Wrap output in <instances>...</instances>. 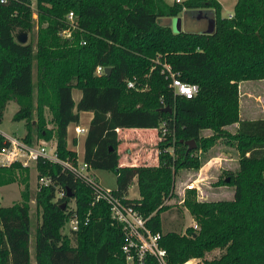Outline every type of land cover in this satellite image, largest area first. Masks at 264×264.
Here are the masks:
<instances>
[{
  "label": "trees",
  "instance_id": "1",
  "mask_svg": "<svg viewBox=\"0 0 264 264\" xmlns=\"http://www.w3.org/2000/svg\"><path fill=\"white\" fill-rule=\"evenodd\" d=\"M30 3L0 0V121L13 100L17 108L11 119L24 122L22 138H51L57 155L74 161L76 137L69 146L67 126L90 111L82 159L91 169L114 172L112 191L161 233L169 263L197 257L201 264H264V117L240 118L238 112V83L264 78V0H235L228 15H221L217 0H34V45L15 39L18 30L31 29ZM200 6L213 9L211 32L173 31L158 22L160 16ZM163 63L181 80L196 83V94L174 93ZM96 65L109 66V74L95 73ZM127 80L134 85L128 87ZM73 89L79 90L77 100ZM230 124L233 132L224 128ZM135 128L152 130L155 140L141 145L144 155L138 161H120L118 147L125 140L119 135ZM222 136L237 152V169L216 183L232 185V197L200 200L194 188H186L181 206L197 228L164 230L160 213L171 206L164 200L173 195L176 171L196 170L200 162L193 151L206 153ZM189 139L195 146L187 149ZM5 142L0 133V145ZM34 168L36 179L44 175L51 181L37 184L33 195L40 212L33 228V264H125L121 226L107 203L95 200L91 187L57 162L40 158ZM28 172L18 162L0 165V185L22 184L19 200L0 205V264L31 263ZM132 181L136 198L125 196ZM58 190L62 194L55 197ZM70 199L73 211L67 209ZM181 211L177 207L178 215ZM72 212L77 227L63 233ZM215 248L217 255L207 258ZM145 264L157 263L146 256Z\"/></svg>",
  "mask_w": 264,
  "mask_h": 264
},
{
  "label": "rangeland",
  "instance_id": "2",
  "mask_svg": "<svg viewBox=\"0 0 264 264\" xmlns=\"http://www.w3.org/2000/svg\"><path fill=\"white\" fill-rule=\"evenodd\" d=\"M169 3L173 2L172 0H165ZM221 4V15H228L232 12V7L235 0H219ZM30 11H31V20L32 25L31 29L26 32V41H29L32 45H34L36 39V31H37V20L35 13V4L34 0H31L30 3ZM185 13L186 20V31H194V32H211L213 30V9L210 6H200L195 8H188L186 10H181L175 15H164L160 16L158 22L161 25L169 26L173 31H178L174 29L171 25V20L173 17L177 16L180 18V24L182 23V15ZM173 22V20H172ZM180 30V29H179ZM182 30V29H181ZM33 64V63H32ZM32 76L34 77V64L32 66ZM238 90L240 91V104H239V114L246 117H264V78L261 79H250L243 80L238 86ZM239 94V93H238ZM34 96V95H33ZM73 98L77 99L79 96V90H72ZM17 108V104L13 100H9L2 112V117L0 121V130L5 134L22 136L25 132L24 122L22 120H12L11 116L14 110ZM87 111H83L80 114V119L78 124L87 125ZM47 118L49 117L48 112H46ZM51 124L49 123L48 126ZM226 131L233 132L234 125L230 124L224 127ZM209 130H202L201 134L207 135L209 134ZM125 136L123 139L122 136ZM75 136L78 143L76 146H73L74 149L78 152V157H81L82 153V142H83V133H78L76 136L73 131V124L70 123L67 126V138L69 140V146L71 138ZM136 132L135 131H126L121 132L119 137L120 140H128L134 141ZM33 137V136H32ZM130 137V138H128ZM226 136L218 137L215 142L206 153H202L199 150L193 151L194 154L199 159V166L207 161L208 163L203 165L200 169L198 168L191 169L189 167H181L178 168L174 175V186H173V195L170 198L164 200L165 203H170L171 206L167 209L163 210L160 215L162 218V228L164 230L175 229L177 231L183 232L184 228L188 225L193 224L194 220L189 215L188 211L181 206V200L184 196L185 188H183L185 183H188L194 180V184H196V188H194L196 192V196L200 200H215V199H230L232 197L233 186L230 184H217L216 181L218 178L225 177V175L230 174V172H234L237 169V152L232 145L227 144L221 140H230L225 138ZM54 141V140H53ZM123 143V142H122ZM136 144V143H135ZM131 149L138 147V145H130ZM223 149L230 158L221 160V164L218 163V159L216 160L217 153ZM121 150V153H123ZM125 153V152H124ZM133 157V159H131ZM132 157L128 155L129 162H136L139 159V156L133 153ZM144 158V157H143ZM145 159V158H144ZM143 159V160H144ZM126 161L125 157L120 159V161ZM148 162L150 159H145ZM128 162V163H129ZM28 182H29V214H30V233H29V256H30V264H33V228L40 221V212L35 207L33 195L35 190L37 189V179H36V170L33 165L28 167ZM94 173L98 182L108 188L115 187V174L112 170L107 169H94ZM22 187V184L19 181H13L8 184L0 185V205H9L14 201L19 200L20 194L19 191ZM128 197H138L137 187L134 181L128 186ZM74 206L73 199H70L67 202V209H72ZM177 207H180L181 215H178L176 212ZM69 228V224L66 222L64 226L61 228V232L66 233ZM218 249H212L210 252L206 254V257L209 258L213 255H217Z\"/></svg>",
  "mask_w": 264,
  "mask_h": 264
},
{
  "label": "built area",
  "instance_id": "3",
  "mask_svg": "<svg viewBox=\"0 0 264 264\" xmlns=\"http://www.w3.org/2000/svg\"><path fill=\"white\" fill-rule=\"evenodd\" d=\"M179 2L181 0H172ZM66 18L69 22L72 20V12L68 11ZM68 35V33H66ZM161 71L164 76L169 79L168 85L173 92L184 97H191L196 94L198 85L194 82L181 80L177 76V72L171 70L167 63H163ZM95 73H104V67L101 65L95 66ZM128 87L133 86L132 80H127ZM160 132L165 133L164 122L162 121ZM87 125L73 124V131L77 136L78 133L85 134ZM5 143L0 145V165H8L11 162H18L22 166H34L35 162L40 159H47L52 162L59 163L62 168L70 170L76 177L84 181L92 189V194L95 200H103L107 203L109 215L113 221L120 224L122 230V243L120 245L121 252L124 256L125 264H145L146 256H152L157 264H171L167 260L166 250L159 244L161 233L152 231L146 224V217L143 216L132 204L127 202L124 196L115 194L112 188L102 186L96 179L94 169L88 167L82 157H75V160L60 158L55 150V141L51 138L44 140L41 138H33L30 142L25 141L22 136L5 134L0 130ZM172 152V147L166 148ZM50 177L40 176L37 179V184L46 185L49 183ZM194 180L185 183L183 188H196ZM62 194L61 190L56 191L55 197ZM197 199H199L196 196ZM183 199V198H182ZM182 201V200H181ZM74 210V206L72 211ZM69 227L74 230L77 227V219L72 212L71 217L67 221ZM197 228L195 222L191 224ZM173 264H201L197 257H190L184 261Z\"/></svg>",
  "mask_w": 264,
  "mask_h": 264
},
{
  "label": "crops",
  "instance_id": "4",
  "mask_svg": "<svg viewBox=\"0 0 264 264\" xmlns=\"http://www.w3.org/2000/svg\"><path fill=\"white\" fill-rule=\"evenodd\" d=\"M219 3H220V1L219 0H217ZM241 83V81L238 83V86H239V84ZM238 110H239V104H240V91L238 90ZM79 97V96H78ZM74 100H77V99H75V98H73ZM83 112V111H82ZM82 112H80L79 113V119H80V114L82 113ZM239 112V111H238ZM87 113H89L88 115H87V118H86V120H87V122H88V120H89V118L91 117V112L90 111H87ZM239 117L240 118H254V117H246V116H242V115H240L239 114ZM256 118V117H255ZM79 123V122H78ZM87 124V123H86ZM234 126H235V124H233ZM136 131V137H135V139H137V140H134V141H128V140H125V141H123V143H121V144H119V147H118V150L119 151H121L122 149H126V148H128V149H130L129 151H126L125 153L123 152V153H120L121 155H120V159H123V157H125V160L127 161L128 160V155L130 156V157H132V155H133V153H135V155H137V156H139V159H140V157H142V155H144L143 154V152H142V146L141 145H145V143H153L154 142V140H155V136H153V133L152 132H149V131H152V130H150V129H141V128H135V129H130V130H127V131ZM144 131H147V132H144ZM67 142H68V145H69V140H68V138H67ZM77 143H78V140H76V145H77ZM134 143H137V144H139V147L136 149V150H132L131 149V146L130 145H132V144H134ZM75 145V146H76ZM75 151H76V153H77V155H78V152H77V150L75 149ZM82 152H83V146H82ZM82 154V153H81ZM147 155V154H146ZM229 154H227V152H225L223 149H221L218 153H217V156H214V157H216V160L218 161V163L219 164H221V160H225V159H228V158H230L229 156H228ZM131 159H133V157L131 158ZM138 159V160H139ZM208 160H210V159H208ZM208 160L207 161H205V162H203L200 166H199V171H200V169H201V167L203 166V165H205V164H207L208 163ZM121 161H123V160H121ZM150 163H155V161L153 160V158H151V162ZM127 192H128V188H127ZM126 197H128V195H127V193H126V195H125ZM128 198H130V197H128ZM133 198H136V197H133Z\"/></svg>",
  "mask_w": 264,
  "mask_h": 264
},
{
  "label": "water",
  "instance_id": "5",
  "mask_svg": "<svg viewBox=\"0 0 264 264\" xmlns=\"http://www.w3.org/2000/svg\"><path fill=\"white\" fill-rule=\"evenodd\" d=\"M188 9V8H187ZM183 10H186V9H183ZM173 20V22H172ZM171 20V25L174 27V29L176 30H186V20H185V13H183L182 15V23L180 24V18H178L177 16L173 17V19ZM15 39L18 41V42H25L26 41V31H22V30H18L16 33H15ZM110 72V67L109 66H105L104 67V74L108 75ZM168 110H170L168 108ZM184 142L187 144V149H190L192 147L195 146V143H194V140L193 139H189V140H184ZM225 180H228V177H225ZM67 195L70 196L71 193L69 191H67Z\"/></svg>",
  "mask_w": 264,
  "mask_h": 264
}]
</instances>
